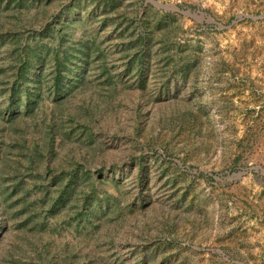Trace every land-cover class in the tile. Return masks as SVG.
<instances>
[{
    "label": "rangeland",
    "instance_id": "obj_1",
    "mask_svg": "<svg viewBox=\"0 0 264 264\" xmlns=\"http://www.w3.org/2000/svg\"><path fill=\"white\" fill-rule=\"evenodd\" d=\"M68 1L18 6L0 0V34L13 24L41 29L57 14L73 19L74 37L83 27L100 32L118 92L93 118L94 140L77 126L64 143L56 129L52 166L66 168L74 154L86 159L101 177L100 188L113 196L110 209L91 224L78 221L68 207L62 215L48 212L44 254L53 255L46 260H5L1 251L20 235L1 227L0 264H264V0H158L204 18L164 11L146 0H120L115 10L79 0L62 15ZM137 11L146 15L151 42L142 57L143 82L136 63L145 51L129 48L143 42L136 41L143 27H137ZM107 15L115 20H105ZM12 48L0 38V62L8 70ZM96 73H89L94 83ZM7 77L13 82V70ZM108 85L114 86L103 83L102 92ZM6 93L0 83L2 111L9 104ZM89 95L76 92L69 100L79 106L80 99L92 102ZM48 98L26 129L29 141L42 139L52 109L57 111L53 95ZM7 127L0 130V151L10 142ZM96 143L99 150L92 148ZM51 176L45 180L54 188ZM83 196L76 202L84 203ZM30 251L34 257L38 250Z\"/></svg>",
    "mask_w": 264,
    "mask_h": 264
},
{
    "label": "trees",
    "instance_id": "obj_2",
    "mask_svg": "<svg viewBox=\"0 0 264 264\" xmlns=\"http://www.w3.org/2000/svg\"><path fill=\"white\" fill-rule=\"evenodd\" d=\"M13 1L18 6H23L29 0ZM78 1L69 0L61 14L67 9L72 11ZM95 1L115 10L120 0ZM59 15H55L50 23L38 30L13 24L6 35L0 34V38L6 39V43L13 46L9 58L13 82L7 77L10 70L0 62V83L6 89L9 102L4 111L0 108V130L8 125L10 140L5 142L7 146L0 151V220L4 221L3 224L0 223V228L9 229L11 226L20 235L15 242L9 243L10 249L1 251L5 260L11 262H22L24 258L36 260L41 256L46 260L53 255L46 257L44 254L49 251L43 234L49 224L46 220L48 212L53 216L57 213L62 215L63 209L68 207L76 211L78 221L91 224L98 216L103 217L102 213H105L107 207L110 209L107 202L113 197L106 189L100 188L101 177H97L99 173L95 174L94 169L88 167L86 159H78L74 154L67 158L66 168L59 171L58 167L52 166V159L57 155L56 129H61V140L64 143L73 138L74 133L77 134V126L84 128L82 132H85L86 138L94 140V129L91 125L93 118L101 104L111 103L112 97L118 92V85L114 82V74L111 71L112 65L109 63L110 55L98 41L97 35L100 32L94 34L83 27L80 29L81 34L74 37L77 32L76 26L73 27V19H61ZM145 17V13L140 15L138 11L135 16L137 27L143 24L136 41L143 37V42L138 45L132 42L130 47L129 44H124L122 50L126 51L128 47L135 46L138 52L141 49L145 51L139 57L140 65L136 63L140 66V82L144 81L141 74L145 67L142 57L151 48ZM105 18L103 20H115L109 15ZM79 20H82L80 16L77 21ZM3 26L4 24L0 23V29ZM69 26L72 28L67 31ZM130 54L128 51L124 52L123 57ZM134 63L133 57L127 61L126 67ZM176 66L175 61L174 68ZM94 69L98 71V76L95 77L98 83L89 79V73ZM102 78L104 82L100 81ZM103 83L114 86L108 85L104 93ZM88 91L91 103L87 101L88 98L80 99L78 106L69 100L70 95L76 92ZM51 95L57 111L55 113L52 109L51 120L42 129V139L29 141L24 136L26 129L33 126L32 120L35 121V117L46 106V100ZM63 115H68L70 124L62 121ZM79 142L82 143L81 140ZM92 148L99 150L98 143ZM49 173H52L54 188L45 180ZM78 194L84 195V203L76 202ZM2 243L0 238V247ZM31 248L38 250L34 257L30 256L31 251L27 253ZM69 256L70 254L67 255L66 261Z\"/></svg>",
    "mask_w": 264,
    "mask_h": 264
},
{
    "label": "water",
    "instance_id": "obj_3",
    "mask_svg": "<svg viewBox=\"0 0 264 264\" xmlns=\"http://www.w3.org/2000/svg\"><path fill=\"white\" fill-rule=\"evenodd\" d=\"M146 2L147 3H151L155 7L159 8V9H162L164 11L176 12V13H180V14H184V15H188V16H192V17H197V18L206 17V15L204 13H202V12L198 13V12H193L192 10H184L180 6L175 5V4L163 3V2H160L158 0H146ZM249 16L250 17H254V16H251V15H243V14H240L238 17H239V19H242L244 17H249ZM208 18L211 21L216 22L215 19L212 18L211 16H208Z\"/></svg>",
    "mask_w": 264,
    "mask_h": 264
}]
</instances>
